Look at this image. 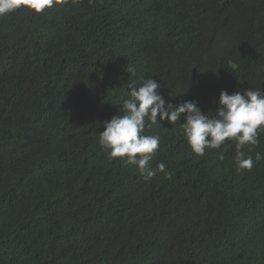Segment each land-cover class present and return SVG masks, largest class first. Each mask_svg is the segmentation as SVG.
Here are the masks:
<instances>
[{"label":"trees","instance_id":"1","mask_svg":"<svg viewBox=\"0 0 264 264\" xmlns=\"http://www.w3.org/2000/svg\"><path fill=\"white\" fill-rule=\"evenodd\" d=\"M145 78L210 118L222 90L264 91V0H69L0 17V264H264V134L243 149L250 171L232 142L194 154L184 114L143 132L160 136L152 167L168 175L145 180L101 150L103 122Z\"/></svg>","mask_w":264,"mask_h":264},{"label":"clouds","instance_id":"2","mask_svg":"<svg viewBox=\"0 0 264 264\" xmlns=\"http://www.w3.org/2000/svg\"><path fill=\"white\" fill-rule=\"evenodd\" d=\"M80 0H73L78 3ZM91 3L92 0H89ZM69 0H0V17L11 14L22 7L40 14L46 9L66 5ZM128 73L135 69L126 68ZM161 85L153 78H145L137 87L135 82L128 84V97L118 108L116 115L103 122L104 130L99 134L98 144L108 158L119 159L125 165H134L145 180H150L157 172L168 175L166 165L160 162L155 168L152 161L160 146V136L144 135L145 127L158 124L167 119L177 124L181 114L184 120L179 124L189 147L194 154L203 156L206 149L217 150L226 142H232L236 148L238 169L251 170L252 156H245L243 149L249 152L259 144L264 134V91L260 88L246 89L228 94L221 91L215 115H206L197 107L195 101H187L176 107L167 103L159 94ZM122 113V114H118ZM223 159L221 155L219 157ZM257 153L255 159H261Z\"/></svg>","mask_w":264,"mask_h":264}]
</instances>
